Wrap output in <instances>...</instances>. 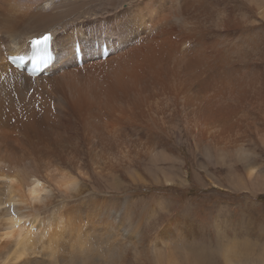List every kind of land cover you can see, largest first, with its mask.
Returning <instances> with one entry per match:
<instances>
[{
  "label": "bare ground",
  "instance_id": "obj_1",
  "mask_svg": "<svg viewBox=\"0 0 264 264\" xmlns=\"http://www.w3.org/2000/svg\"><path fill=\"white\" fill-rule=\"evenodd\" d=\"M261 23L264 0H0V264H119L126 232L142 244L148 234L135 198L117 194L189 183L176 154L236 156L258 182L247 147L264 150ZM45 30L57 50L106 32L116 55L57 63L48 77L12 71L8 57ZM150 204L156 220L171 209ZM154 253V264H203Z\"/></svg>",
  "mask_w": 264,
  "mask_h": 264
},
{
  "label": "rangeland",
  "instance_id": "obj_2",
  "mask_svg": "<svg viewBox=\"0 0 264 264\" xmlns=\"http://www.w3.org/2000/svg\"><path fill=\"white\" fill-rule=\"evenodd\" d=\"M242 13L243 11L238 15L241 16ZM257 128H260V125H257ZM247 148L250 149L248 150L250 161L256 162V172L259 171L261 175L258 182L250 179L247 164L241 163L236 156H228L227 163L222 165L218 164L215 158L213 161L207 160L202 155L204 151L194 157L186 155L189 154L187 152L176 154V159L181 161L173 169L181 177L189 172V183L184 186L167 185L165 182L150 183L148 179L147 182L150 183L148 186L123 189L117 194L120 200L126 197L135 198L133 202L135 207L132 204V209L136 213L133 218L148 234L143 244L139 243L138 237L132 238L126 232L128 224L125 223L122 227L118 222L116 228L128 234L126 237L121 236L135 242L132 241V245L121 248L119 264H154L157 257L154 252L157 251L176 256L178 254L177 257L181 261L185 252H196L203 260V264H264V150L253 144H249ZM255 148L260 151H255ZM230 166L237 168L238 171H231ZM166 168L172 172L170 168ZM195 176L199 177L197 178L199 181ZM112 196L115 194H111ZM161 199L167 204L166 207L170 205L171 209L167 208L168 211L164 213L158 212L160 216L156 220L157 217L153 214L158 208L156 210L147 208L148 210L144 211V205L147 207L150 203V206L156 205ZM122 205L120 209L124 210ZM172 212L174 215H181L179 226L183 229L182 233L176 230L172 223L171 219L174 218ZM163 228L171 233L164 235L162 239H155Z\"/></svg>",
  "mask_w": 264,
  "mask_h": 264
},
{
  "label": "snow or ice",
  "instance_id": "obj_3",
  "mask_svg": "<svg viewBox=\"0 0 264 264\" xmlns=\"http://www.w3.org/2000/svg\"><path fill=\"white\" fill-rule=\"evenodd\" d=\"M54 34L45 30L30 41V51L24 55H11L8 57L9 67L12 71L30 66L29 78L40 75L61 63L76 67H82L90 60H109L116 55L111 50V45L115 40H111L106 32L96 36H89L87 40H82L79 36L70 43L65 44L57 50L53 43ZM14 66V67H12ZM8 71L9 69H4ZM39 101V98H37ZM37 109L40 105L37 102Z\"/></svg>",
  "mask_w": 264,
  "mask_h": 264
}]
</instances>
